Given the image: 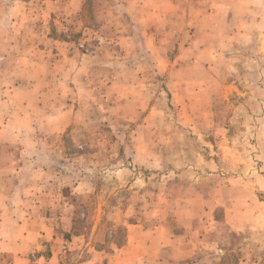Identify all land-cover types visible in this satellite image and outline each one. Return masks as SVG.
Segmentation results:
<instances>
[{
	"label": "rangeland",
	"instance_id": "374dc122",
	"mask_svg": "<svg viewBox=\"0 0 264 264\" xmlns=\"http://www.w3.org/2000/svg\"><path fill=\"white\" fill-rule=\"evenodd\" d=\"M0 196L27 264H264V0H0Z\"/></svg>",
	"mask_w": 264,
	"mask_h": 264
},
{
	"label": "crops",
	"instance_id": "0c3cea01",
	"mask_svg": "<svg viewBox=\"0 0 264 264\" xmlns=\"http://www.w3.org/2000/svg\"><path fill=\"white\" fill-rule=\"evenodd\" d=\"M79 0H71V2L76 3ZM10 200V197H1L0 196V202L4 201L3 203H5V201ZM13 204L17 203V198H11ZM19 216H11L8 215V226H9V231L12 232V234L14 233L13 237H9L8 235V227L6 229L3 228V221L4 218L1 217L0 218V237L2 236V234H7V236L2 240L0 238V243H10L11 242H15L16 240H21L22 242H15L14 244L10 245L8 244V246L6 248H1L0 249V257L5 258L6 256H12L13 260H12V264H27V258L26 256L30 253V251H26V249L28 247H30V243L28 242H24L25 240L29 241V242H33V244L35 245H40L42 246H50L51 251H52V259L55 256V249L57 247V243L59 242V236L57 235V233L51 231L50 228L44 230V232H37L34 234H30L31 232H28V230H24L22 232V230L25 228L24 225L26 223H19L18 220ZM12 222V224H11ZM6 225V224H5ZM3 241V242H2ZM42 242V243H41ZM54 244V245H53ZM55 247V249H54Z\"/></svg>",
	"mask_w": 264,
	"mask_h": 264
}]
</instances>
